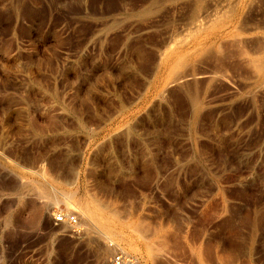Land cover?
I'll return each instance as SVG.
<instances>
[{
	"label": "rangeland",
	"instance_id": "obj_1",
	"mask_svg": "<svg viewBox=\"0 0 264 264\" xmlns=\"http://www.w3.org/2000/svg\"><path fill=\"white\" fill-rule=\"evenodd\" d=\"M149 1L0 0V264H102L112 241L137 264H264V79L248 59L264 0L237 10L222 54L209 42L169 69L192 47L189 10Z\"/></svg>",
	"mask_w": 264,
	"mask_h": 264
},
{
	"label": "bare ground",
	"instance_id": "obj_2",
	"mask_svg": "<svg viewBox=\"0 0 264 264\" xmlns=\"http://www.w3.org/2000/svg\"><path fill=\"white\" fill-rule=\"evenodd\" d=\"M158 1H160V0H150L149 1V3L148 4H150V5H152V4H155V3H157ZM170 2H173V1H175V0H169ZM247 0H186V3L183 1L182 3L184 4H187L186 6L188 7L187 9L189 10V12H188V17H187V21L189 22V25H190V28H189V31L188 32H190V34H189V36H193V41H192V47L191 48H186V49H188V51H186V50H182V48H179L178 50H172V51H170V52H168L166 55H165V57L164 58H160V60L158 61V65H157V68L156 69H161V68H164V69H169V66L171 65V63L173 62L172 60L174 59V60H177V62H176V65H181L182 63H183V59H185L184 57H185V55H187L188 56V53H189V51H194V52H196V54H197V56L199 57V58H201V57H206V56H208L209 55V51H211V50H209V48L211 47V46H209V48H207L208 47V45H207V43H211L212 45L216 42V41H220V43H221V45H219V47H218V51H219V49L220 48H223L224 47V45L222 44V41H224V40H227L226 39V37H230L234 32H235V26H234V20H233V16H234V14L237 12V10H239V8L240 7H243L242 5H244L245 3H247L246 2ZM252 1V0H251ZM253 3H254V0H253ZM180 4H181V2H180ZM156 5V4H155ZM182 5V4H181ZM248 5H250V4H248ZM183 6V5H182ZM155 7V6H154ZM184 7V6H183ZM250 6H248L247 8L248 9H250L249 8ZM183 10V9H182ZM175 11V10H174ZM143 12H148V10H144ZM240 12V11H239ZM248 12V11H247ZM185 14H186V12H185ZM243 14V13H242ZM187 16V15H186ZM244 21V20H243ZM239 22V21H238ZM236 23V22H235ZM244 24V23H243ZM256 24V23H255ZM254 24V25H255ZM238 25H240V24H238ZM246 25V24H245ZM257 25V24H256ZM241 26V25H240ZM242 26H244V25H242ZM237 27H239V26H237ZM250 27H253V26H250ZM255 27V26H254ZM257 27V26H256ZM244 28H245V26H244ZM249 28V27H248ZM261 28V27H260ZM260 28H258V29H260ZM246 29V28H245ZM247 30H249V31H251V30H253L252 28L251 29H247ZM240 31H245V30H240ZM202 33L203 34H205V33H208L207 35H202ZM236 33H237V31H236ZM236 35V34H235ZM238 35H241V34H239V32H238ZM228 37V38H229ZM234 37V36H233ZM211 38H214V39H212L213 40V42H211ZM239 38V37H238ZM233 39V38H232ZM243 39V38H242ZM242 39H240L241 41H244V39L242 40ZM181 41V40H180ZM239 41V40H238ZM246 41V40H245ZM225 42V41H224ZM229 42H231V41H229ZM178 43V42H177ZM176 43V44H177ZM209 43V44H210ZM232 43V42H231ZM234 43H236V42H234ZM233 43V44H234ZM175 44V43H174ZM210 44V45H211ZM216 44V43H215ZM226 44V43H225ZM206 45H207V47H206ZM231 45V44H230ZM237 44H235V45H233V46H236ZM189 46V45H188ZM237 47V46H236ZM185 48V47H184ZM238 48V47H237ZM230 49V48H229ZM231 49H233V48H231ZM221 50V49H220ZM186 51V52H185ZM213 51V50H212ZM217 51V52H218ZM224 51H225V48H224ZM227 51V50H226ZM220 52V51H219ZM222 52V51H221ZM220 52V53H221ZM228 53V52H227ZM231 53V52H230ZM234 53V52H233ZM232 53V54H233ZM244 54V53H247V52H244L243 50H242V52H240L239 51V54ZM185 54V55H184ZM219 54V53H218ZM222 54V53H221ZM225 52H224V57L226 58V56H225ZM231 54V55H232ZM235 54V53H234ZM236 54H237V52H236ZM236 54H235V57H236ZM259 54V53H258ZM256 55L255 57H252L251 59L250 58H248L250 61H249V63H250V65H251V67L254 69V71L257 73V75L259 76V77H262L263 79H264V53L263 54H259V55ZM162 55V54H161ZM220 55V54H219ZM228 56H229V54H227ZM230 55V57H232ZM245 55V54H244ZM247 55V54H246ZM249 55V54H248ZM214 56V55H213ZM212 56V57H213ZM216 56V55H215ZM214 56V57H215ZM237 56H238V54H237ZM240 56V55H239ZM211 57V56H210ZM213 57V58H214ZM221 57H222V55H221ZM224 57H222V58H224ZM246 57V56H245ZM198 58V59H199ZM222 58H220V56L218 57V58H214V60L215 59H217V60H219L218 61V63L219 62H222ZM233 58V57H232ZM247 58V57H246ZM192 59V58H191ZM209 59V58H208ZM189 60V59H188ZM210 60V59H209ZM247 60V59H246ZM172 61V62H171ZM191 61V60H190ZM203 61V60H202ZM212 61V60H211ZM216 61V60H215ZM227 61H228V59H227ZM248 61V60H247ZM195 63H197V60L196 61H194ZM201 62V61H200ZM209 63V62H208ZM217 63V62H216ZM223 63V62H222ZM237 63V62H236ZM173 64V63H172ZM220 64V63H219ZM226 63H224V64H222V65H225ZM227 65V64H226ZM228 66V65H227ZM194 67V66H193ZM213 67V66H212ZM221 67V66H220ZM244 67V66H243ZM216 68V67H215ZM222 68H224V67H221V69ZM251 68V69H252ZM214 69V68H213ZM212 69V70H213ZM220 69V70H221ZM215 70V69H214ZM213 70V72H212V79H216V78H218L219 76H222V77H224V79H225V81H227V80H229V77L227 76V74L226 73H221V71L219 70V68H218V70L216 71H214ZM167 71V70H166ZM224 71V70H223ZM186 72V71H185ZM225 72V71H224ZM161 73H162V71H161ZM197 74V73H196ZM201 74V73H200ZM173 75V74H172ZM178 76H179V73L177 74ZM189 75V74H188ZM211 75V74H210ZM256 76V75H255ZM181 77V76H180ZM176 78V79H174V81H172L173 83H179L180 81H181V79L182 78ZM190 78V77H189ZM191 79V78H190ZM232 80V79H231ZM230 80V81H231ZM228 82V81H227ZM232 82V81H231ZM182 86V85H181ZM201 108V104L197 101V100H195L194 101V109L195 110H199ZM34 186H35V184H34ZM27 187V186H26ZM37 188V187H36ZM38 189V188H37ZM36 189V190H37ZM29 192V191H28ZM37 192H40V190L38 191L37 190ZM36 192V193H37ZM60 192V191H59ZM58 192V193H59ZM65 192V191H64ZM42 193V192H41ZM43 194H44V192H43ZM41 195V194H40ZM66 196L65 194H62L61 196ZM68 195V194H67ZM39 196V195H38ZM42 197V196H41ZM43 197H44V199H45V201L47 202V203H57V202H67L69 199H71L70 197H73L71 194H69L68 196H66V197H62V198H60V199H55L56 197H52V196H49V195H43ZM60 197V196H59ZM58 204V203H57ZM96 205V208H97V210H102L101 209V206H103V205H101V206H99L98 205V203H95ZM107 209V208H106ZM85 210H86V212L84 213V215H82L81 216V225H84L85 226V230L87 231L86 233H87V235H90L91 233H92V231L90 230L91 228H89V226H88V219H89V215H88V213L90 214V212H89V209H87V208H85ZM65 213H68V212H65ZM113 215V214H112ZM114 215H116V214H114ZM123 219V218H122ZM143 220V219H142ZM145 220V219H144ZM137 222V221H136ZM142 222V221H141ZM140 225V224H139ZM138 224L137 225H134L133 224V228H134V232L138 235V236H140V237H142L144 240H146L147 242H149L148 244H147V249H148V251H149V253L151 254L152 252H153V249H154V247H153V245H152V243H151V237H153V235L151 234V233H153V232H150V233H148V231L147 230H145V227L144 226H148V225H140L139 226ZM144 228H143V227ZM105 227V226H104ZM131 227V226H130ZM149 227V226H148ZM147 227V228H148ZM132 228V227H131ZM156 228V227H155ZM162 228V227H161ZM164 228V227H163ZM149 229V231H151L152 230V228H151V230H150V228H148ZM159 229V228H158ZM106 230V229H105ZM156 230V229H155ZM106 232H107V230H106ZM156 232V231H155ZM154 232V233H155ZM157 234V233H156ZM108 235H110L109 233H108ZM161 237V236H160ZM166 238V237H165ZM167 239V238H166ZM109 240V239H108ZM107 240V241H108ZM160 241V240H159ZM159 241H157V242H159ZM161 243L163 242V241H160ZM103 243V242H102ZM156 244H158V243H156ZM155 244V245H156ZM164 244H165V242H164ZM103 245V244H102ZM117 245H119V246H121L120 244H119V242H118V244ZM154 245V246H155ZM158 246H160V244L158 245ZM117 247V246H116ZM116 247H114V242L112 241V244H109V243H104V245L102 246V254H101V259H100V263L102 262V264H106L107 263V259H108V257L109 256H111L112 255V253L113 252H115V250H117L116 249ZM161 247V246H160ZM169 247V246H168ZM155 252V251H154ZM153 252V253H154ZM113 254H115V253H113ZM126 254V253H125ZM127 255V254H126ZM114 256V255H113ZM154 256H155V254H154ZM152 258V257H151ZM159 258V257H158ZM154 259V258H153ZM157 261V260H156ZM156 261H155V263H156ZM159 261V260H158Z\"/></svg>",
	"mask_w": 264,
	"mask_h": 264
},
{
	"label": "built area",
	"instance_id": "obj_3",
	"mask_svg": "<svg viewBox=\"0 0 264 264\" xmlns=\"http://www.w3.org/2000/svg\"><path fill=\"white\" fill-rule=\"evenodd\" d=\"M54 223L60 225L75 226L79 223L78 217L72 213L58 212L54 215ZM111 264H137L136 261L126 255L123 251H118L111 260Z\"/></svg>",
	"mask_w": 264,
	"mask_h": 264
}]
</instances>
